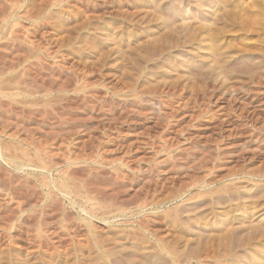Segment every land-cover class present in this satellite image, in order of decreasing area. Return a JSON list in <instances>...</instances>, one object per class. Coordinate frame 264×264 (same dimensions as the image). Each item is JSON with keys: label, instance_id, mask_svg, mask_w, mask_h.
<instances>
[{"label": "rangeland", "instance_id": "374dc122", "mask_svg": "<svg viewBox=\"0 0 264 264\" xmlns=\"http://www.w3.org/2000/svg\"><path fill=\"white\" fill-rule=\"evenodd\" d=\"M261 5L0 0V264H264Z\"/></svg>", "mask_w": 264, "mask_h": 264}, {"label": "bare ground", "instance_id": "6f19581e", "mask_svg": "<svg viewBox=\"0 0 264 264\" xmlns=\"http://www.w3.org/2000/svg\"><path fill=\"white\" fill-rule=\"evenodd\" d=\"M216 2H217V1H216ZM211 3H212V2H211ZM223 3H224V2H223ZM223 3H222V4H223ZM225 3H226V2H225ZM228 4H229V3H228ZM224 5H225V4H224ZM232 5H233V4H232ZM223 7H224V6H222V8H223ZM261 7H262V12H263V13H262V14H261V13L253 14V17L255 16L254 18H258V17H263V18H264V6L261 5ZM222 8H221V9H222ZM226 8H227V7H226ZM179 9L181 10V7H179ZM179 9H178V10H179ZM211 9H212V8H211ZM232 9H233V8H232ZM235 9H236V8H235ZM237 9H238V8H237ZM180 10H179V11H180ZM226 10H227V9H226ZM226 10H224V11L227 12ZM224 11L222 12L223 14H224ZM229 11H230V10H229ZM238 11H239V10H238ZM216 12H217V10H216ZM222 13H221V14H222ZM228 13H229V12H228ZM231 13H232V12H231ZM207 14H208V13H207ZM216 14H217V13H216ZM219 14H220V13H219ZM223 14H222V15H223ZM226 14H227V13H226ZM229 15H231V14H229ZM232 15H233V14H232ZM219 16H220V15H219ZM227 16H228V15H227ZM218 18H219V17H218ZM227 18H228V17H227ZM227 18H226V19H227ZM238 18H239V17H238ZM221 19H222V18H221ZM251 19H252V18L250 17L248 20L251 21ZM213 21H214V20H213ZM227 21H228V19H227ZM238 21H239V19H238ZM250 21H249V22H250ZM205 22H206V21H205ZM228 22H229V21H228ZM183 23H184V22H183ZM209 23H210V22H208V24H209ZM214 23H215V22H214ZM201 24H202V23H201ZM208 24H207V25H208ZM215 24H216V23H215ZM207 25H206V26H207ZM212 25H213V24H212ZM248 25H249V27H251V26H252V22H251V24L248 23ZM254 25H257V24L254 23ZM182 26H183V25H182ZM184 26H185V25H184ZM204 26H205V23H204ZM209 26H210V25H209ZM214 26H215V25H213V27H214ZM215 27H216V26H215ZM249 27H248V28H249ZM180 28H181V27H180ZM198 28H199V27H198ZM217 28H218V27H217ZM219 28H220V27H219ZM222 28H224V27L222 26ZM222 28H221V29H222ZM225 28H226V26H225ZM188 29H189V28H188ZM199 29H200V30L202 29V26H201V25H200V28H199ZM199 29H198V30H199ZM206 29H208V27H207ZM212 29L214 30V29H216V28H212ZM183 30H184V29H183ZM183 30H181V31H183ZM195 30H196V29H195ZM203 30H204V29H203ZM217 30H218V29H217ZM188 31H189V30H188ZM188 31H187V33H188V35H189L190 33H189ZM207 31H208V30H207ZM210 31H211V30H210ZM192 32H193V31H192ZM192 32H191V34H192ZM211 32H212V31H211ZM187 33H186V34H187ZM195 33H196V31H195ZM208 33H210V32H208ZM200 35H201V34H200ZM189 36H190V35H189ZM191 36H192V35H191ZM197 36H199V35H197ZM208 36H209V34H208ZM208 36H207V37H208ZM188 38H189V37H188ZM190 38H191V37H190ZM193 38H194V37H192V39H193ZM205 38H206V37H205ZM210 38H211V37H210ZM192 39H191V40H192ZM207 39H208V38H207ZM207 39H206V40H207ZM211 40H212V39H211ZM208 41H209V39H208ZM252 49H253V48H252ZM208 50L210 51L211 49H208ZM263 50H264V49H263ZM211 51H213V50H211ZM261 51H262V50H261ZM214 52H215V51H214ZM262 52H264V51H262ZM216 53H217V52H216ZM211 62H212V61H211ZM71 193H72V192H71ZM67 197H68V196H67ZM247 236H248V234L246 235V237H247ZM254 236H255V233H254ZM132 237H133V236H132ZM136 237H137V236H136ZM222 238H223V237H222ZM222 238H221V239H222ZM244 238H245V237H244ZM249 238H251L250 235H249ZM255 238H256V237H255ZM139 239H140V238H139ZM221 241H223V239H222ZM229 242H230V241H229ZM241 242H242V241H241ZM226 243H228V242H226ZM160 244H161V243H160ZM228 245H229V244H228ZM165 247H166V246H165ZM52 250H53V249H52ZM58 250H59V249H58ZM87 250H88V249H87ZM229 250H230V249H229ZM102 251H103V250H102ZM111 251H112V250H111ZM111 251H110V252H111ZM50 252H51V251H50ZM105 252H106V251H105ZM113 252H114V251H112V253H113ZM224 252H225V251H223V253H224ZM59 253H60V252H59ZM106 253H108V251H107ZM112 253H111V254H112ZM116 253H117V252H116ZM118 253H119V252H118ZM169 253H170V251H169ZM212 254H214V253H212ZM224 254H226V253H224ZM198 256H199V255H198ZM224 256H225V255H224ZM224 256H223V257H224ZM64 257H65V256H64ZM98 257H100V256H98ZM94 258H96V257H94ZM46 259H47V258H46ZM53 259H54V258H53ZM105 259H106V258H105ZM134 259H135V258H134ZM135 260H136V259H135ZM137 260H139V259H138V256H137ZM137 260H136V261H137ZM140 260H142V259H140ZM173 260H175V259H173ZM34 261H35V260H34ZM85 261H86V259H85ZM98 261H99V260H98ZM129 261H130V260H129ZM69 262H70V261H69ZM69 262H68V264H69ZM139 262H140V261H139ZM141 262H142V261H141ZM176 262H177V261H176ZM92 263H93V261H92ZM135 263H136V262H135ZM45 264H46V263H45ZM149 264H150V263H149Z\"/></svg>", "mask_w": 264, "mask_h": 264}]
</instances>
